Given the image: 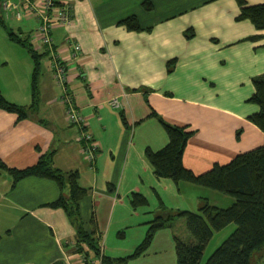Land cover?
Wrapping results in <instances>:
<instances>
[{
  "label": "crops",
  "instance_id": "0c3cea01",
  "mask_svg": "<svg viewBox=\"0 0 264 264\" xmlns=\"http://www.w3.org/2000/svg\"><path fill=\"white\" fill-rule=\"evenodd\" d=\"M67 1L74 19L52 28L53 41L65 57L67 38L81 46L68 62V82L97 156L90 162L82 151L49 57L31 40L38 18L24 10L20 19L5 18L0 10V95L29 107L35 59L27 43L41 54L29 114L0 107V160L23 168L44 154L53 167L75 172L85 190L78 199L81 228L97 238L105 256L126 258V264H176L175 238L192 241L186 223L176 220L181 216L134 253L155 216L197 211L213 189L157 176L149 153L168 142L165 123L193 130L182 162L196 174L264 143L263 131L248 118L259 109L249 97L253 79L264 75V29L238 19L237 0ZM133 14L139 30L120 23ZM112 98L120 107L109 103ZM67 192L38 175L14 182L0 167V264H83L76 227L64 208L49 205ZM133 194L144 201L133 204ZM221 197L224 206L233 201Z\"/></svg>",
  "mask_w": 264,
  "mask_h": 264
},
{
  "label": "trees",
  "instance_id": "16d2710c",
  "mask_svg": "<svg viewBox=\"0 0 264 264\" xmlns=\"http://www.w3.org/2000/svg\"><path fill=\"white\" fill-rule=\"evenodd\" d=\"M240 6L238 19H249L257 29H264V0L258 4H247L245 0H237ZM145 9H151L150 1H144ZM3 23V22H2ZM120 23L130 30H139V20L136 16L125 17ZM12 39L25 43L13 32L9 31ZM35 59L32 74L33 102L29 107L15 104L0 95V107L17 112L20 117L27 116L35 105L37 93L38 52L27 43ZM254 92L249 101L258 105V111L248 118L264 133V75L253 79ZM168 134V142L160 149L149 153V159L154 172L159 177H170L176 182L188 181L196 185L217 190L233 198L227 206L210 204L208 199L197 211L180 210L175 214L165 213L154 217L144 241L139 245L134 255L140 253L149 244L153 233L171 225L176 217H184L186 229L192 236V241L175 238L176 264H199L203 250L215 231L222 229L229 223L235 228L210 254L205 264H252L251 258L257 249L264 245V143L255 148L236 154L227 163L215 162L212 167L202 173H194L184 166L182 156L188 138L193 130L185 126L164 124ZM0 167L6 169L13 177L14 182L29 176L38 175L56 181L62 192L68 188L66 194L52 202L50 206L62 207L68 218L76 227L80 243L87 241L95 246L97 240L92 234L85 232L80 225L78 213V199L85 190L77 182L75 172L64 173L50 163L47 155H41L36 163L23 168L9 167L0 160ZM144 199L133 194L132 203L143 202ZM96 250H99L97 247ZM101 264H126V258H111L102 254Z\"/></svg>",
  "mask_w": 264,
  "mask_h": 264
},
{
  "label": "built area",
  "instance_id": "2783aa9c",
  "mask_svg": "<svg viewBox=\"0 0 264 264\" xmlns=\"http://www.w3.org/2000/svg\"><path fill=\"white\" fill-rule=\"evenodd\" d=\"M0 10L5 18L20 19L24 11L33 12L38 18V24L31 35V40L36 48L43 47L49 57L50 70L57 86L60 88V100L65 105L66 117L70 124L78 128V137L82 143V151L90 162H94L99 146L87 127L86 118L75 104L74 95L69 85L68 62L74 61L81 53V46L71 38L66 39L70 47L67 57L63 56L60 49L54 44L52 28L56 25L72 23L74 14L72 4L67 0H0ZM113 106L120 107L116 98L109 100ZM89 258V257H88ZM87 258L83 257V264ZM101 264L95 262V264Z\"/></svg>",
  "mask_w": 264,
  "mask_h": 264
},
{
  "label": "rangeland",
  "instance_id": "374dc122",
  "mask_svg": "<svg viewBox=\"0 0 264 264\" xmlns=\"http://www.w3.org/2000/svg\"><path fill=\"white\" fill-rule=\"evenodd\" d=\"M129 16H131V15H129ZM134 16H136V15H134ZM126 17H128V16H126ZM206 190H212V189L206 188ZM208 192L209 193H206V195H208V197H210L209 201H211L212 203L214 202L213 203L214 205H218V206L226 205V203L223 200H220L223 198L221 196H224V198H230V195H227V194L223 195V193H220L219 191L212 190V193L210 191H208ZM213 194H217V195H213ZM176 220H179L177 222H181V223L183 222V225L185 228V219L180 218V219H176ZM230 224H233V223H230ZM231 229H232V227H230V225H226L222 229L214 232V234L212 235V237L210 238V240L208 241V243L206 244V246L203 250L199 264H205L207 258L210 256V254L231 233V231H232ZM186 232H187V230H186ZM187 234L191 237L189 232H187ZM92 244H94L95 246L90 245V243H87V241H85V240L82 241L80 243L81 254H83L84 257L87 258L85 260V262H87V263H89V261H91V260H93V262H94L91 264H95V262L101 263L102 262L101 261L102 253H101V249H100V244H99L98 240L93 241ZM97 247L99 248V250H96ZM251 263L252 264H264V245L261 248L257 249L256 251H254L252 258H251Z\"/></svg>",
  "mask_w": 264,
  "mask_h": 264
}]
</instances>
